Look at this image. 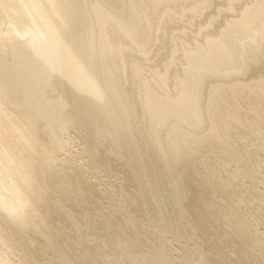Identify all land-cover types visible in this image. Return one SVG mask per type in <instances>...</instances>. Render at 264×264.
<instances>
[{
  "label": "bare ground",
  "instance_id": "bare-ground-1",
  "mask_svg": "<svg viewBox=\"0 0 264 264\" xmlns=\"http://www.w3.org/2000/svg\"><path fill=\"white\" fill-rule=\"evenodd\" d=\"M0 264H264V0H0Z\"/></svg>",
  "mask_w": 264,
  "mask_h": 264
}]
</instances>
